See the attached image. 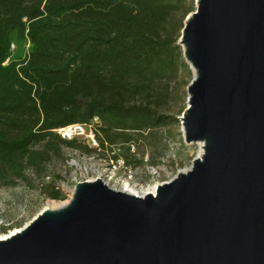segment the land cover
<instances>
[{"label":"water","instance_id":"95a60500","mask_svg":"<svg viewBox=\"0 0 264 264\" xmlns=\"http://www.w3.org/2000/svg\"><path fill=\"white\" fill-rule=\"evenodd\" d=\"M194 1L181 125L200 154L155 196L77 182L0 241V264H264V0Z\"/></svg>","mask_w":264,"mask_h":264},{"label":"trees","instance_id":"16d2710c","mask_svg":"<svg viewBox=\"0 0 264 264\" xmlns=\"http://www.w3.org/2000/svg\"><path fill=\"white\" fill-rule=\"evenodd\" d=\"M191 1L0 0V187L17 186L26 169L41 171L52 157L62 160L63 148H100L114 162L140 165L131 144L171 120L158 108L169 100L173 36L195 11ZM12 43L17 54L3 66ZM93 120L96 149L54 132ZM61 181L44 176L40 196L63 200Z\"/></svg>","mask_w":264,"mask_h":264},{"label":"rangeland","instance_id":"374dc122","mask_svg":"<svg viewBox=\"0 0 264 264\" xmlns=\"http://www.w3.org/2000/svg\"><path fill=\"white\" fill-rule=\"evenodd\" d=\"M191 2L195 9V1ZM180 36L181 30L175 31L174 69L168 77L169 100L158 108L160 114L171 120L169 125L131 144L133 147H130V158L141 161V164L128 167L120 157L116 163L109 158V151L100 148L91 154L80 148H63L62 160L52 157L41 171L26 169L25 180L17 186L0 187V221L7 225L9 232L22 229L47 209L48 202L67 203L71 198L68 192L61 201H50L41 197L38 185L44 176H49L52 180L61 178L63 181L60 186L66 191H71L75 182L96 179H100L113 190L122 191L127 184L134 191H141L148 186L157 187L169 182L178 172L190 167L192 160L200 154V146L187 145L183 141L181 117L187 107L186 90L192 80L193 71L184 59L183 48L179 43ZM18 53L22 55L23 51ZM76 144L89 149L84 141H76ZM115 151L119 156L123 153L121 150Z\"/></svg>","mask_w":264,"mask_h":264},{"label":"built area","instance_id":"2783aa9c","mask_svg":"<svg viewBox=\"0 0 264 264\" xmlns=\"http://www.w3.org/2000/svg\"><path fill=\"white\" fill-rule=\"evenodd\" d=\"M29 47H30V43H29L28 39H26V42H25V44L23 46V50H22L23 51V54H22L23 59L28 57ZM9 53H10V57L3 63V66H7V64L9 63V60L17 54V46L14 43L10 44ZM97 123H98L97 120H93V123L89 124V125H70V126L60 128L54 132L62 140L84 141L87 143L89 148L96 149V148H98V145H97V142L95 141L94 125ZM48 180H49L48 177L44 179V181H48ZM76 183L77 182H75V184ZM59 188H60V191L62 192L64 197L66 196L67 192L70 193V195H72L73 189L71 191L70 190L66 191L62 186H60ZM6 226L7 225L3 221H0V236H4V235L10 233L9 231H7L6 233H1V228L6 227Z\"/></svg>","mask_w":264,"mask_h":264},{"label":"bare ground","instance_id":"6f19581e","mask_svg":"<svg viewBox=\"0 0 264 264\" xmlns=\"http://www.w3.org/2000/svg\"><path fill=\"white\" fill-rule=\"evenodd\" d=\"M200 146V152H201V144H199ZM122 191L126 192L127 194L133 195V196H137V197H144L146 195H152L155 196L156 193V186L154 187H146L145 189H142L141 191H134L133 189L129 188V185H125V187L122 188ZM66 203H56V202H48L46 208L47 209H56L62 205H64ZM19 232V230H14L13 232H10L7 235L4 236H0V241H4L6 239H8L9 237L17 234Z\"/></svg>","mask_w":264,"mask_h":264}]
</instances>
